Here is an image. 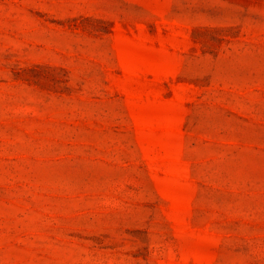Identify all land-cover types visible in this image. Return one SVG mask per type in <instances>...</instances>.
<instances>
[{"label":"rangeland","instance_id":"374dc122","mask_svg":"<svg viewBox=\"0 0 264 264\" xmlns=\"http://www.w3.org/2000/svg\"><path fill=\"white\" fill-rule=\"evenodd\" d=\"M0 264H264V0H0Z\"/></svg>","mask_w":264,"mask_h":264}]
</instances>
